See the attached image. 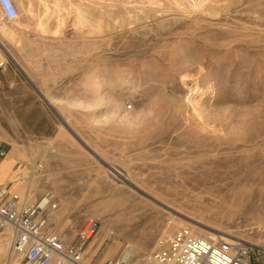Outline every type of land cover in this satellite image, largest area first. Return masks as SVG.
I'll return each mask as SVG.
<instances>
[{
    "label": "rangeland",
    "instance_id": "374dc122",
    "mask_svg": "<svg viewBox=\"0 0 264 264\" xmlns=\"http://www.w3.org/2000/svg\"><path fill=\"white\" fill-rule=\"evenodd\" d=\"M12 2L0 147L68 243L98 223L83 262L138 264L188 228L264 264V0Z\"/></svg>",
    "mask_w": 264,
    "mask_h": 264
},
{
    "label": "built area",
    "instance_id": "2783aa9c",
    "mask_svg": "<svg viewBox=\"0 0 264 264\" xmlns=\"http://www.w3.org/2000/svg\"><path fill=\"white\" fill-rule=\"evenodd\" d=\"M0 16L6 22L17 19L18 11L12 0H0ZM6 65V59L0 58V70ZM4 156L5 152L0 148V158ZM57 209L58 204L51 194L30 201L27 194L20 196L10 191L9 186L0 187V233H6L15 259L19 258L24 264H85L84 248L95 234L98 223L88 219L76 240L68 243L51 222ZM112 240L110 233L106 241ZM254 250L255 246L246 242L223 237L206 239L182 228L165 236L158 249L138 264H252ZM125 252L100 264H131V252L128 256Z\"/></svg>",
    "mask_w": 264,
    "mask_h": 264
},
{
    "label": "crops",
    "instance_id": "0c3cea01",
    "mask_svg": "<svg viewBox=\"0 0 264 264\" xmlns=\"http://www.w3.org/2000/svg\"><path fill=\"white\" fill-rule=\"evenodd\" d=\"M0 148L5 152V156L0 158V187L9 186L10 191L22 195L25 189L29 188V176L24 174L22 164L13 148L6 150L3 147ZM7 239L6 233H0V264L16 263L17 260L10 252Z\"/></svg>",
    "mask_w": 264,
    "mask_h": 264
},
{
    "label": "bare ground",
    "instance_id": "6f19581e",
    "mask_svg": "<svg viewBox=\"0 0 264 264\" xmlns=\"http://www.w3.org/2000/svg\"><path fill=\"white\" fill-rule=\"evenodd\" d=\"M111 1V0H110ZM134 1H137V0H134ZM149 1V0H148ZM182 1V0H181ZM202 1V0H201ZM105 2V1H104ZM123 2V1H122ZM141 2V1H140ZM172 2V1H171ZM114 1H112V2H108L107 4H105V5H100V6H113L114 4ZM131 3V2H130ZM104 4V3H103ZM111 4H113V5H111ZM118 4H120V3H118ZM182 4V3H181ZM124 5H126L127 6V1L125 2V3H123V5H120V6H124ZM153 5V4H152ZM156 5H158V4H156ZM130 6V5H129ZM162 6H164V5H162ZM16 7V9L19 11V7L20 6H15ZM18 18V17H17ZM0 48L2 49V51H3V53L5 54V48H3V46L2 45H0ZM126 183H128L129 184V182H126ZM222 189V187L221 188H219L218 190L217 189H215V191L217 190V191H220ZM220 193V192H219ZM217 237V236H216ZM203 238H206L205 236L203 237ZM219 238V237H218ZM264 248V247H263ZM127 250H129V249H126V256H128V254L131 252V251H127ZM130 250H131V248H130ZM125 251V250H124ZM15 264H19V262L18 261H16V263Z\"/></svg>",
    "mask_w": 264,
    "mask_h": 264
}]
</instances>
